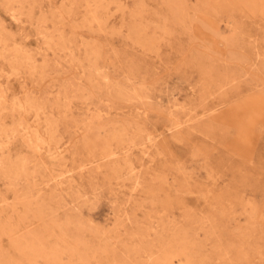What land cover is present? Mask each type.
<instances>
[{
    "label": "rangeland",
    "instance_id": "rangeland-1",
    "mask_svg": "<svg viewBox=\"0 0 264 264\" xmlns=\"http://www.w3.org/2000/svg\"><path fill=\"white\" fill-rule=\"evenodd\" d=\"M176 3L0 0V264H264V0Z\"/></svg>",
    "mask_w": 264,
    "mask_h": 264
},
{
    "label": "bare ground",
    "instance_id": "bare-ground-1",
    "mask_svg": "<svg viewBox=\"0 0 264 264\" xmlns=\"http://www.w3.org/2000/svg\"><path fill=\"white\" fill-rule=\"evenodd\" d=\"M176 7H178V9L180 11L184 10L186 8V0H176ZM14 9V7H13ZM208 22V21H207ZM211 24V23H210ZM212 25V24H211ZM79 45V44H78ZM17 51V49H16ZM15 53H18V52H13V54ZM18 57V56H17ZM99 57V56H98ZM22 58V56H21ZM23 61L27 62L28 64L32 65V59H31V56L29 55H25L23 58ZM15 61H18V59H15ZM22 63V62H21ZM32 67L34 68V65H32ZM1 94H0V100H1ZM1 103V101H0ZM15 106H18V107H22L21 105L19 104H16L15 103ZM98 116L100 117V115L98 114ZM38 121V120H37ZM36 121V122H37ZM39 122V121H38ZM35 123V122H34ZM38 124V123H37ZM21 129L23 131V135H25L24 139L28 142L29 145H31L32 147L31 148H34L38 153L41 152L42 148H43V144L44 143H48V141L43 137V135L41 133L38 132V129L37 130H33L32 131V128L30 129L29 126L27 124H23V122L21 123ZM5 132V129H2L0 128V134L4 133ZM122 132V131H121ZM120 132V137H122ZM1 136V135H0ZM47 141V142H46ZM124 141V139H123ZM122 141V142H123ZM1 142V141H0ZM2 143V142H1ZM6 143V142H4ZM124 143V142H123ZM143 147V146H142ZM66 151V149L62 148L61 146H51V145H48L47 148L45 149V152H47L48 156L50 157V159L52 160V163L53 161H56L58 160L59 158H62L63 157V154L64 152ZM143 151V150H142ZM115 152L113 150H108L107 153L103 154V156H107V155H112L114 154ZM144 153V152H143ZM145 155V154H144ZM102 156V157H103ZM116 157V156H115ZM104 160V159H103ZM2 161V160H1ZM2 165V162H0ZM4 164V163H3ZM52 165V164H51ZM96 166V165H95ZM98 167V166H96ZM132 168V166H131ZM130 168L131 171H133L132 169ZM23 167H20L19 164L17 163H13V164H10L9 166H7V168L5 169V171H3L6 176L8 177H15V176H19L22 172H23ZM66 172H69V170H66ZM62 174L64 172H61ZM61 173L59 174H56L55 176H53V178H55V182L56 184H62L65 179L68 178L69 175H62ZM52 179V178H51ZM17 203V202H16ZM153 229V228H152ZM156 256V255H155ZM157 257V256H156ZM63 258V257H62ZM60 261V260H59Z\"/></svg>",
    "mask_w": 264,
    "mask_h": 264
}]
</instances>
